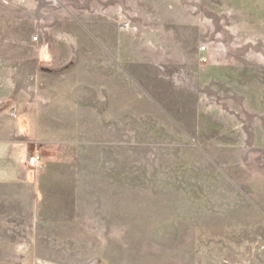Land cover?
Segmentation results:
<instances>
[{"label": "rangeland", "instance_id": "374dc122", "mask_svg": "<svg viewBox=\"0 0 264 264\" xmlns=\"http://www.w3.org/2000/svg\"><path fill=\"white\" fill-rule=\"evenodd\" d=\"M34 151L0 264H264V0H0V174Z\"/></svg>", "mask_w": 264, "mask_h": 264}, {"label": "crops", "instance_id": "0c3cea01", "mask_svg": "<svg viewBox=\"0 0 264 264\" xmlns=\"http://www.w3.org/2000/svg\"><path fill=\"white\" fill-rule=\"evenodd\" d=\"M24 170L26 172L24 176H19V173L15 169H9L7 173L3 171L0 174V189L5 191H13L12 193H16L20 189H26L30 194H32L35 203L33 204L31 215L33 216L35 226L36 224L43 225L46 222L40 218L41 207L38 205L40 198L43 196L41 185L43 180L42 166L40 165L37 169H29L24 167ZM5 198L14 199L15 197L13 195L9 197L5 196ZM55 219L53 221H47V223L49 225L52 224L53 226L61 225L62 220L60 218ZM33 229L36 230V227Z\"/></svg>", "mask_w": 264, "mask_h": 264}, {"label": "built area", "instance_id": "2783aa9c", "mask_svg": "<svg viewBox=\"0 0 264 264\" xmlns=\"http://www.w3.org/2000/svg\"><path fill=\"white\" fill-rule=\"evenodd\" d=\"M201 50L205 51V48L203 47ZM40 158V153L38 151H34L30 156L26 158V167L29 169H37L39 166Z\"/></svg>", "mask_w": 264, "mask_h": 264}]
</instances>
